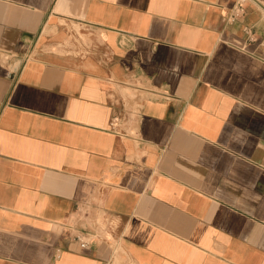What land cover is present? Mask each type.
Here are the masks:
<instances>
[{"label": "crops", "instance_id": "obj_1", "mask_svg": "<svg viewBox=\"0 0 264 264\" xmlns=\"http://www.w3.org/2000/svg\"><path fill=\"white\" fill-rule=\"evenodd\" d=\"M237 2L0 0V264H264V0Z\"/></svg>", "mask_w": 264, "mask_h": 264}, {"label": "built area", "instance_id": "obj_2", "mask_svg": "<svg viewBox=\"0 0 264 264\" xmlns=\"http://www.w3.org/2000/svg\"><path fill=\"white\" fill-rule=\"evenodd\" d=\"M246 0H238L235 8L233 9V12L231 14V19L235 20L237 18H239L240 16L243 15V13L245 12V8H244V2ZM246 33L249 35V38L253 39V32L252 29L248 28L246 29ZM263 45H264V41H263ZM77 238L81 240V244L82 246H86L88 241H85L83 239L80 238V236L77 235Z\"/></svg>", "mask_w": 264, "mask_h": 264}, {"label": "bare ground", "instance_id": "obj_3", "mask_svg": "<svg viewBox=\"0 0 264 264\" xmlns=\"http://www.w3.org/2000/svg\"><path fill=\"white\" fill-rule=\"evenodd\" d=\"M83 32V31H82Z\"/></svg>", "mask_w": 264, "mask_h": 264}]
</instances>
